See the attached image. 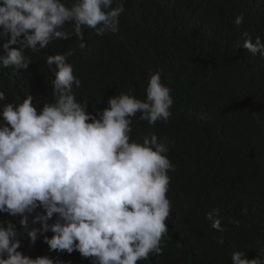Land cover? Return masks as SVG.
Returning a JSON list of instances; mask_svg holds the SVG:
<instances>
[{
    "label": "trees",
    "instance_id": "obj_1",
    "mask_svg": "<svg viewBox=\"0 0 264 264\" xmlns=\"http://www.w3.org/2000/svg\"><path fill=\"white\" fill-rule=\"evenodd\" d=\"M122 2L125 12L117 33L97 36L86 30L84 49L74 35L39 53L25 48L32 61L28 69H0L6 102H22L27 94L38 107L52 102L54 66L46 59L68 51L73 55L67 62L81 80L73 91L89 113L102 111L109 98L122 92L145 100L150 76L158 71L171 89L172 115L150 126L138 114L133 138L154 133L170 142L173 210L161 254L139 264H231L233 251L257 258L264 253V57L241 45L245 32L253 42L257 37L264 42V0ZM241 13L244 21L237 27L234 21ZM4 42L0 38V54ZM216 208L223 231L207 219ZM4 220L19 228L18 218L0 214ZM21 239L19 250L31 258L91 264L78 252H50L39 234L35 243L26 235Z\"/></svg>",
    "mask_w": 264,
    "mask_h": 264
},
{
    "label": "clouds",
    "instance_id": "obj_2",
    "mask_svg": "<svg viewBox=\"0 0 264 264\" xmlns=\"http://www.w3.org/2000/svg\"><path fill=\"white\" fill-rule=\"evenodd\" d=\"M124 12L122 0H0V38L6 41L0 69H28L25 48L39 53L73 35L84 49L86 30L115 34ZM243 21L241 13L234 23ZM243 36L241 47L264 57V42ZM71 55L47 56V65L54 66V99L42 107L32 94L8 103L0 90V214L19 224L0 221V264H63L25 255L19 250L23 235L35 243L39 234L50 252H78L91 264H139L162 252L173 210L170 142L154 133L133 138L132 125L138 114L150 126L167 121L171 89L157 71L145 100L122 92L102 111L89 113L73 91L81 80L67 62ZM207 219L213 229L224 230L219 208ZM38 223L40 228L32 227ZM231 264H264V253L250 260L246 251H233Z\"/></svg>",
    "mask_w": 264,
    "mask_h": 264
}]
</instances>
